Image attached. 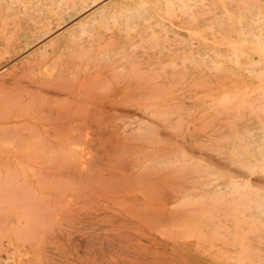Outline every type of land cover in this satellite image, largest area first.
<instances>
[{
  "label": "rangeland",
  "instance_id": "1",
  "mask_svg": "<svg viewBox=\"0 0 264 264\" xmlns=\"http://www.w3.org/2000/svg\"><path fill=\"white\" fill-rule=\"evenodd\" d=\"M154 1L0 36V264H264V0Z\"/></svg>",
  "mask_w": 264,
  "mask_h": 264
},
{
  "label": "bare ground",
  "instance_id": "2",
  "mask_svg": "<svg viewBox=\"0 0 264 264\" xmlns=\"http://www.w3.org/2000/svg\"><path fill=\"white\" fill-rule=\"evenodd\" d=\"M191 0H166V1H163V6H164V11L167 13V14H174V13H176V12H178L179 10H181V11H185L187 8H189V2H190ZM157 2V0H155L154 1V3H156ZM192 3V2H191ZM142 5H143V11L145 12H147V10L145 9L146 7H147V2H145V3H142ZM194 6V5H193ZM104 7H106V3L104 4V0H0V36H2V35H5V32H6V30H7V26H11L12 28H14L13 30H19V31H22L21 33H23V31L25 32V31H29V30H37V31H39L40 32V35L38 36V39H35V40H33L32 42H29V43H27L26 44V48H28L30 45H32V44H34L37 40H39V39H43L44 37H46L47 35H49L54 29H55V27H53V26H51L50 24H49V19H52L53 17H58L59 19H63V17H64V14H66L67 12H70V11H75V10H77L78 8H81V10L83 11H90V10H92L93 9V11L91 12V13H96V12H98V11H100L102 8H104ZM146 15H149L150 16V14L149 13H144V17H146ZM151 17V16H150ZM162 19V18H161ZM66 20V19H65ZM215 23V22H214ZM64 28V27H63ZM63 28H61V29H63ZM60 29V28H59ZM190 33V32H189ZM191 33H192V31H191ZM194 33H196V32H194ZM194 33H192V34H194ZM52 35H54V34H52ZM90 37V36H89ZM201 37V36H200ZM147 41H148V39H146ZM202 40V39H201ZM220 40V39H219ZM203 41V40H202ZM152 42H153V40H152ZM41 43V42H40ZM49 43V41H47V42H45V44L44 45H46V44H48ZM237 43V42H236ZM241 43H242V41H241ZM231 44H233V43H231ZM235 44V43H234ZM244 44V43H243ZM243 44H241V45H243ZM247 44V43H246ZM147 45V44H146ZM155 45V44H154ZM217 45V44H216ZM228 45H229V43H228ZM227 45V46H228ZM239 45V44H238ZM231 46V45H230ZM234 46V45H233ZM240 46V45H239ZM35 47V46H34ZM36 47H37V45H36ZM33 48V47H32ZM31 48V49H32ZM34 49V48H33ZM142 49V48H141ZM255 49V48H254ZM262 51V50H261ZM263 52V51H262ZM27 53V52H26ZM25 53V54H26ZM234 53V52H233ZM24 54V53H23ZM19 57V56H18ZM17 58V57H16ZM14 61V60H13ZM15 62V61H14ZM8 65V64H7ZM4 66H6V65H4ZM171 67V66H170ZM4 69V67L2 66L1 67V65H0V76H2L3 74H4V72H5V69ZM59 112V111H58ZM58 112H56V114L58 113ZM62 112V111H61ZM75 112V111H74ZM60 113V112H59ZM61 114H63V113H61ZM53 115H54V113H53ZM58 115V114H57ZM78 115V114H77ZM52 116V115H51ZM50 116V117H51ZM59 116V115H58ZM70 118H71V116H69ZM60 118V117H59ZM68 118V117H67ZM52 119H54V121H55V118H52ZM71 119H73V118H71ZM76 119H78V118H76ZM75 119V120H76ZM67 120H69V118L67 119ZM66 120V118H65V121H67ZM75 120H73V121H75ZM64 121V117L62 118V121L61 122H63ZM78 121V120H77ZM68 122V121H67ZM79 122H81V121H79ZM78 122V123H79ZM89 123H87V124H90V122L91 121H88ZM69 123H70V126H69V129L70 128H72L73 127V125H75L73 122L71 123V121L69 120V122H68V124L65 126V127H67L68 125H69ZM77 123V122H76ZM61 125V124H60ZM64 125V124H63ZM72 125V126H71ZM86 125V124H85ZM52 126V125H51ZM55 126V125H54ZM62 126V125H61ZM76 126H77V124H76ZM79 126V125H78ZM77 126V127H78ZM81 126V125H80ZM79 126V127H80ZM83 126H84V124H83ZM145 126V125H144ZM58 127V126H57ZM75 127V126H74ZM73 127V128H74ZM73 128L71 129V130H73ZM86 128V127H85ZM57 129V128H56ZM75 129V128H74ZM77 129V128H76ZM75 129V130H76ZM92 129V128H91ZM49 130V136H50V134H52V137H49V138H51V139H55L56 138V136H55V134H57L56 132H58V131H56L55 132V134H54V132H52L53 130H51L50 131V129H48ZM70 130V131H71ZM63 131H65L66 132V130H63ZM74 131V130H73ZM68 132V131H67ZM47 133V134H46ZM45 134L48 136V132H46ZM58 134H60V132L58 133ZM64 137H66L63 133H61ZM61 135V137H60V135H57L58 137V139H56V141L58 140V141H60L61 139L60 138H62L63 136ZM73 136H78V135H74V134H72ZM70 137V142H71V140H75L76 138L74 137H71V136H69ZM79 137V136H78ZM67 138V137H66ZM64 139V141H67L68 140V138L67 139ZM71 138H73V139H71ZM41 139V138H40ZM79 139H80V137H79ZM77 140H78V138H77ZM77 140H75L74 142H75V144H77L76 142H77ZM42 141V142H41ZM39 143H40V146H42L41 148L42 149H40V150H42V153L44 154V152H45V150L47 149V146L45 145V144H43V145H45L44 147H43V145H42V143H43V141L45 142V139H42ZM54 142V141H53ZM69 142V143H70ZM65 143V142H64ZM63 143V144H64ZM67 143V142H66ZM68 143V144H69ZM75 144H74V146H75ZM65 147H66V145H65ZM43 148L45 149V150H43ZM72 148H74L73 147V145H72V147L70 148V150L69 151H71V149ZM48 149H50L49 148V146H48ZM66 149H68V147H66ZM25 150V149H24ZM30 150V149H29ZM22 151H23V149H22ZM27 151V150H26ZM20 152V151H19ZM60 152V151H59ZM68 152V151H67ZM11 153V152H10ZM13 153V152H12ZM22 153V152H21ZM46 153V152H45ZM18 154V153H17ZM25 154H26V152H25ZM24 153H23V155H25ZM36 154H38V153H36ZM68 154V153H67ZM40 155V154H39ZM38 155V156H39ZM35 156V155H34ZM33 156V157H34ZM41 156V155H40ZM47 156H49V154H47ZM46 157V156H45ZM7 177V176H6ZM16 177H18V176H16ZM13 179V178H12ZM17 179H15V181H16ZM9 181H11L10 179H9ZM14 181V182H15ZM25 181V180H24ZM27 181V180H26ZM25 181V182H26ZM6 182V181H5ZM23 182V181H22ZM28 182V181H27ZM18 183H19V181H18ZM17 183V184H18ZM10 184L12 185L13 184V182L11 181L10 182ZM21 184V183H20ZM16 186V185H15ZM19 186L20 185H18L17 187L19 188ZM22 186V185H21ZM23 186H24V183H23ZM11 186H9V188H10ZM16 187V188H17ZM14 189V188H13ZM22 190H23V188H22ZM8 191V190H7ZM12 191V190H11ZM5 192H6V190H5ZM12 193V192H11ZM8 195H9V193H7ZM14 195H16L15 194V192H14ZM18 195H19V193H18ZM12 196H13V193H12ZM14 197H16V196H14ZM17 198V197H16ZM13 200H15V199H12V201ZM11 201V200H10ZM17 202H19L18 200H17ZM24 213V212H23ZM38 213V212H37ZM42 216V215H41ZM44 217V216H43ZM20 219H21V217H20ZM23 219H25V218H23ZM26 219H27V217H26ZM27 220H30V219H27ZM30 222V221H29ZM28 222V223H29ZM31 223V222H30ZM32 224V223H31ZM28 226V225H27ZM26 227V226H25ZM25 227H23V228H25ZM43 227V226H42ZM31 232H32V230H30ZM28 232H29V230H28ZM18 234H19V232H17ZM22 233V232H21ZM20 233V235H22ZM30 235V233L28 234V236ZM27 236V237H28ZM51 236V235H50ZM26 236L24 235V238H25ZM61 237L63 238V236H62V234H61ZM20 238V237H19ZM18 238V239H19ZM29 238H30V236H29ZM53 238V237H52ZM51 238V239H52ZM58 239H59V236L57 237ZM67 238V237H66ZM32 239V238H31ZM20 240V239H19ZM25 240H27L26 238H25ZM33 240V239H32ZM69 240V239H68ZM21 241V240H20ZM34 241V240H33ZM63 241V240H62ZM66 241H67V239H66ZM21 242H23V241H21ZM40 244V243H39ZM44 245V244H43ZM38 246V245H37ZM2 247H5V246H3L2 245ZM36 249H37V247H35ZM34 248V249H35ZM3 249V248H2ZM34 249H32V250H34ZM39 250V249H38ZM37 253H39V251H37V250H35ZM34 251V252H35ZM48 251H49V249H48V247H46V248H42V252H44L46 255H47V253H48ZM41 252V251H40ZM36 253V254H37ZM56 254V253H55ZM46 255H45V260H46V262H48V261H50V259L52 260V258H50L49 259V257L48 256H50V253L48 254V256H47V259H46ZM52 255V254H51ZM54 256V255H53ZM37 257V256H36ZM53 258H56L55 256L53 257ZM33 261V260H32ZM32 261H31V263H32ZM53 261H54V259H53ZM52 261V262H53ZM56 261V260H55ZM28 262H30V261H28ZM37 262V261H36ZM35 262V263H36ZM34 263V264H35ZM50 263H51V261H50ZM28 264V263H27ZM37 264V263H36ZM57 264V263H56Z\"/></svg>",
  "mask_w": 264,
  "mask_h": 264
}]
</instances>
